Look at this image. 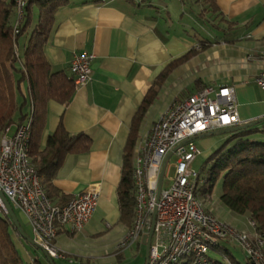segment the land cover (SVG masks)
<instances>
[{
  "label": "crops",
  "instance_id": "obj_1",
  "mask_svg": "<svg viewBox=\"0 0 264 264\" xmlns=\"http://www.w3.org/2000/svg\"><path fill=\"white\" fill-rule=\"evenodd\" d=\"M66 2L55 17L45 56L54 73L65 72L71 80L75 57L93 56L92 82L76 88L65 106L49 103L42 148L61 124L72 136H87L92 142L90 152L67 157L53 182L59 196L51 200L61 207L69 199L93 191L99 202L82 232L69 226L59 230L55 246L65 258H49L51 264H110L113 253L100 237L106 230H115L118 244L131 228L120 222L118 189L135 117L153 88L158 95L137 129L135 155L173 102L207 87H234L245 125L264 119V91L255 84L264 70V0H210L216 14L204 0ZM37 16L35 11L33 28ZM191 52L194 55L189 59L174 65ZM21 90L30 99L27 83ZM32 111L27 110L28 119ZM218 145L210 139L199 148L209 159ZM206 210L217 219L226 217L224 222L240 231L253 233L248 217L216 206ZM23 241L15 229L14 242L24 252V262L40 261L28 253ZM46 264H50L47 259Z\"/></svg>",
  "mask_w": 264,
  "mask_h": 264
},
{
  "label": "built area",
  "instance_id": "obj_2",
  "mask_svg": "<svg viewBox=\"0 0 264 264\" xmlns=\"http://www.w3.org/2000/svg\"><path fill=\"white\" fill-rule=\"evenodd\" d=\"M31 0H17L14 36L20 34L24 12ZM16 52H19L16 46ZM93 56L81 54L71 64L76 88L92 82ZM264 91V70L255 79ZM33 111L21 125L10 127L0 140V214L8 216L3 195L13 210L23 214L33 241L51 259H64L55 246L59 230L83 231L94 216L99 195L87 191L64 206H55L47 195L30 158ZM245 126L238 111L234 87H207L171 104L149 135L140 143L133 162L135 218L116 253L126 251L148 236L156 215L147 264H216L211 251L236 243L255 264L264 262V234L249 220L253 233L236 229L213 215L197 195L202 152L197 140ZM174 164H170L172 158ZM174 170L172 177L170 172ZM170 185L165 188V182ZM11 221V220H10ZM12 224V222H11Z\"/></svg>",
  "mask_w": 264,
  "mask_h": 264
},
{
  "label": "trees",
  "instance_id": "obj_3",
  "mask_svg": "<svg viewBox=\"0 0 264 264\" xmlns=\"http://www.w3.org/2000/svg\"><path fill=\"white\" fill-rule=\"evenodd\" d=\"M16 1L0 0V140L10 127L24 123L28 119L27 110L33 109L30 158L47 195L50 199H55L59 194L53 182L67 157L87 154L92 147V142L87 136H72L61 124L56 132L48 137L46 146L42 148L49 103L55 102L65 106L72 101L76 91L74 80L65 72L54 73L45 56V47L54 29L55 17L67 2L31 0L25 8L24 20L19 28L20 34L15 37L13 21H17L18 17ZM204 3L214 14L217 13L210 0H204ZM35 11H38L39 18L33 28ZM26 36L23 52L17 53L16 46L19 48L20 41ZM191 55H194V52L174 65H179L178 63L189 59ZM24 83L28 84L30 99L22 93L21 87ZM157 95V88H153L143 102L135 117L124 155L118 199L120 222L127 227L132 225L135 218L133 161L137 129ZM263 136L264 124L231 133L226 143L201 166L197 195L200 196L202 187L205 188V194L210 196L216 183L222 180L221 204L234 215L250 218L264 234ZM19 223L21 225L20 220ZM21 227L23 228L22 225ZM14 230L10 218L0 214V264H26L14 242ZM33 264L43 263L35 260ZM180 264L189 262L182 261ZM246 264L255 263L247 258Z\"/></svg>",
  "mask_w": 264,
  "mask_h": 264
},
{
  "label": "rangeland",
  "instance_id": "obj_4",
  "mask_svg": "<svg viewBox=\"0 0 264 264\" xmlns=\"http://www.w3.org/2000/svg\"><path fill=\"white\" fill-rule=\"evenodd\" d=\"M38 18L39 16H37V21H38ZM26 39H27V36L24 37L22 41H20V46L18 49L20 50L21 53L23 52L22 43L25 42ZM229 137H230V134H226V135L218 134L216 136L201 138L197 140V144H198V147L202 148L203 141L214 139L219 144L218 149H217L219 150L226 143ZM207 161H208V156H204L202 153V156L198 158L197 160L196 166L201 168V166H204ZM175 162H176V158L174 157L170 161V164H174ZM173 174H174V170L170 172L169 177H172ZM169 186L170 185L166 181L165 188H168ZM222 192H223L222 191V180H220L214 186L213 191L210 196H207L205 194V188L201 187L199 198L202 201V203L205 205L206 209H209V208L213 209L216 206L217 208H219V210L220 208H223L227 212H230L226 207H224L221 204L220 198L222 196ZM15 214L20 220L21 225L23 226L27 236H29L32 239L33 238L32 231L28 226L24 224L21 213L15 210ZM220 217L224 219L225 221L227 220L225 219L226 217L223 218L222 215ZM224 220H221V221L224 222ZM243 222L245 223L246 219H244ZM132 226H133V222H132L131 228ZM117 234L118 232L115 230H106L103 232L102 236L100 237V238H103L101 242L107 245L106 248H108V251L110 249V253H113V255H111L110 264H147L148 262L147 261V247L145 244L141 242L138 244H135L134 246L127 249L126 251L122 253L119 252V254H117L116 253L117 247L123 239V238L120 239L117 244ZM23 242H24V245L26 246L28 253H30L33 257L38 258L41 263L46 264V259L41 249L29 244L28 242H25V241ZM17 250L20 253L21 257L24 258V252L22 251V249L20 247H17ZM222 250L223 251L221 252H218V251L210 252V258L215 263H218V264H246L247 263V257L238 244L236 243L224 244L222 245ZM121 254L122 256L118 258V255L120 256Z\"/></svg>",
  "mask_w": 264,
  "mask_h": 264
},
{
  "label": "water",
  "instance_id": "obj_5",
  "mask_svg": "<svg viewBox=\"0 0 264 264\" xmlns=\"http://www.w3.org/2000/svg\"><path fill=\"white\" fill-rule=\"evenodd\" d=\"M263 123H264V119L259 120V121L254 122V123H251V124H248V125H245V126L238 127L236 129H233V130H224V131H221L219 133H214V134H212L210 136H216L218 134H220V135H226V134H231V133H237V132L244 131L247 128L259 126V125H261ZM210 136L207 135V136H204V138H207V137H210ZM1 198H2V200L4 202V204L6 205V208H7L8 214H9V218H10V220H11L14 228L16 229L18 235L22 239H24L26 242H28L29 244L38 247L35 244V242L33 241V239H31L29 236H27V234L22 229V227H21V225L19 223V220H18V218H17L14 210L12 209V207L10 206V204L8 203V201L6 200V198L3 195H1ZM155 219H156V215H154L153 226H152V229H151L149 235L148 236H145L144 239H143V244H145L146 247H147V261L149 260V256H150V249H151V243H152V239H153ZM44 255L46 256L47 261L51 264L52 263V260L49 258V256L45 252H44Z\"/></svg>",
  "mask_w": 264,
  "mask_h": 264
}]
</instances>
